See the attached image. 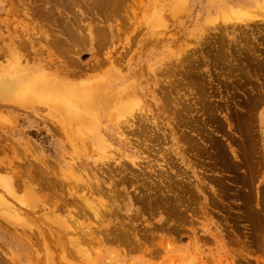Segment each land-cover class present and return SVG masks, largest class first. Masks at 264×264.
Wrapping results in <instances>:
<instances>
[{
    "label": "rangeland",
    "instance_id": "rangeland-1",
    "mask_svg": "<svg viewBox=\"0 0 264 264\" xmlns=\"http://www.w3.org/2000/svg\"><path fill=\"white\" fill-rule=\"evenodd\" d=\"M17 64L77 91L0 93V264H264V0H0Z\"/></svg>",
    "mask_w": 264,
    "mask_h": 264
},
{
    "label": "bare ground",
    "instance_id": "bare-ground-1",
    "mask_svg": "<svg viewBox=\"0 0 264 264\" xmlns=\"http://www.w3.org/2000/svg\"><path fill=\"white\" fill-rule=\"evenodd\" d=\"M101 4V3H100ZM75 20V19H74ZM117 22V21H116ZM98 32H100V31H97V33ZM96 33V34H97ZM98 36H101L102 34H97ZM97 35H95V42L96 43H94L95 44V47H96V51H99L100 49H102L103 47H104V43L106 44V38L105 37H103V35H102V38H98V36ZM21 36V35H20ZM106 36H107V34H106ZM104 38V39H103ZM83 39V38H82ZM85 40H86V38H85ZM19 41V40H18ZM20 41H21V39H20ZM24 42V41H23ZM19 43V42H18ZM17 43V44H18ZM21 43V42H20ZM19 43V44H20ZM16 44V45H17ZM22 44V43H21ZM23 46H29V45H27L26 44V42L24 43V45ZM30 47V46H29ZM16 48H18V47H16ZM22 49H21V52H22V50H23V47H21ZM111 48V47H110ZM18 49H20V48H18ZM30 49V48H29ZM28 49V50H29ZM107 49V48H106ZM112 49V48H111ZM14 51L16 50L15 48L13 49ZM25 50V49H24ZM30 51V50H29ZM17 51H15V53H16ZM11 53V52H10ZM14 53V54H15ZM24 53V52H23ZM32 53V52H31ZM17 54V53H16ZM15 54V55H16ZM18 55V54H17ZM16 55V56H17ZM105 57V56H104ZM16 58V57H15ZM22 58V57H21ZM18 59V58H17ZM20 59V58H19ZM108 60H109V58H108ZM95 61V60H94ZM97 61V60H96ZM92 62V61H91ZM98 62V61H97ZM17 63V62H16ZM19 64H20V62H19ZM49 65V64H48ZM104 65V64H103ZM17 66H18V64H17ZM20 66V65H19ZM18 66V68L16 69V70H8L7 72H5V74H2V75H0V93H1V96H2V94H4V96L6 97L5 98V100H6V102H5V104L7 103V97H8V99H9V94H13V93H15V92H20L21 91V93H22V89L23 90H25L26 92H28V93H30V94H32V96L34 95V97H36V100L35 99H32V100H35L36 102H35V104L37 103L38 104V102L40 103V102H46V103H51V102H53L54 103V99H55V102H57L58 101V97H56V95H64L65 94V92H67V94L69 95L70 93H71V91H74V90H76L74 87V89H70V88H66L67 87V85L65 86V84H61V86H60V80H58L57 78H56V76H54V77H52V75L51 76H47V75H45V74H43L42 73V75H37V73L35 72V74L33 73L32 74V72H30V71H28V70H26V68L25 67H19ZM26 66V65H25ZM101 66V65H100ZM15 68V67H14ZM54 68V67H53ZM30 69V68H29ZM31 70V69H30ZM95 70V69H94ZM77 73V72H76ZM50 75V74H49ZM62 83V82H61ZM77 91V90H76ZM80 92V91H79ZM77 93V92H76ZM15 95V94H14ZM19 94H17V96H18ZM26 95H27V93H26ZM55 95V96H54ZM77 95H79L78 93H77ZM84 95V94H83ZM29 96V95H28ZM31 96V95H30ZM29 96V97H30ZM54 96V97H53ZM13 97V96H12ZM19 97H22V96H20L19 95ZM42 97H44L42 100H41V98ZM53 97V98H52ZM56 97V98H55ZM32 98V97H31ZM83 98H84V100H85V97L83 96ZM11 99V98H10ZM13 99V98H12ZM23 99V98H22ZM30 99V98H29ZM49 99V100H48ZM51 99H53V101H51ZM61 99V98H60ZM59 99V101H58V103H60L61 102V100ZM70 100H71V98H69ZM81 99V98H80ZM17 100H21V99H17ZM66 100V99H65ZM22 101V100H21ZM24 101V100H23ZM28 101V100H27ZM76 101H78V100H76ZM76 101L75 102H71L70 101V105L71 106H73V107H75V108H79V106L77 105V103H76ZM43 102V103H44ZM67 102V101H66ZM82 102V101H81ZM86 102V101H85ZM11 103V102H10ZM64 103V102H63ZM68 103V102H67ZM17 104V103H16ZM18 104H21V103H18ZM55 104V103H54ZM86 104V103H85ZM60 106V105H59ZM81 106V105H80ZM85 106V105H84ZM58 109V108H57ZM137 126V125H136ZM147 129V128H146ZM151 129V128H150ZM145 130V129H144ZM146 131V130H145ZM140 133V132H139ZM142 136V135H141ZM145 136V135H144ZM142 138V137H141ZM2 141V140H1ZM5 142H6V140H5ZM4 145H5V143H4ZM10 147V146H9ZM1 148L3 149V147H2V145H1ZM4 148H5V146H4ZM35 148H36V146H35ZM11 152V151H10ZM37 157V156H36ZM21 158V157H20ZM41 158V157H40ZM36 160V159H35ZM37 160H39V162L40 161H42V160H40V159H38L37 158ZM47 160V159H46ZM9 161H10V159H9ZM43 161H45V159L43 160ZM22 162V161H21ZM76 162V161H75ZM78 163V162H77ZM8 164V163H7ZM38 164V163H37ZM44 165H45V167H46V163H43ZM113 164V163H112ZM11 165V164H10ZM41 165V164H40ZM43 165V166H44ZM42 166V167H43ZM118 167H119V165H118ZM47 168V167H46ZM48 169V168H47ZM13 170H14V173H19V175H21V169H20V167L18 168V169H14L13 168ZM36 170V169H35ZM38 170H40V168L38 169ZM44 170H45V168H44ZM32 171H34V169L32 170ZM26 172V171H25ZM35 173V172H34ZM41 173H44L43 171H41ZM54 173V172H53ZM118 173V172H117ZM25 174V173H24ZM28 174V173H27ZM40 174V173H39ZM45 174V173H44ZM1 175V174H0ZM18 175V177H22V176H19ZM51 175V174H50ZM52 175H54V174H52ZM62 175V174H61ZM29 176H32V175H29ZM55 176V175H54ZM26 177V176H25ZM26 178H28V179H30L29 177H26ZM25 178V179H26ZM57 178V177H56ZM19 179V178H18ZM23 177H22V179L20 178V183H21V180L22 181H26ZM35 179V178H34ZM54 179V178H53ZM0 180H2V178L0 177ZM11 180V179H10ZM8 178H6V180H4V178H3V181H1L0 182V184L2 185V183H3V185L2 186H4V188H6L7 189V191L10 193V192H12V194H13V187L15 188L16 187V184H15V181H18V180H14L13 179V181H10ZM5 181H6V183L7 184H5ZM11 182V184H10V186H9V182ZM30 181V180H29ZM33 181V180H32ZM41 181V180H40ZM58 181V180H57ZM62 181H64L63 180V178H62ZM61 181V184H65L64 182H62ZM19 182V181H18ZM18 182H17V184H18ZM31 182V181H30ZM23 183H26V182H23ZM41 183V182H40ZM94 183V182H93ZM5 184V185H4ZM60 184V183H59ZM67 184V183H66ZM74 184V183H73ZM84 184V183H83ZM87 184V183H86ZM0 185V186H1ZM52 185V184H51ZM46 186V185H45ZM84 186V185H83ZM83 186H81L80 187V191L82 190V189H84L85 187H88V184L87 185H85L84 186V188H83ZM91 186V185H90ZM39 187V186H38ZM53 187V186H52ZM71 187V186H70ZM92 187H93V185H92ZM17 188H19V187H17ZM59 188H61V187H59ZM74 187H72V189H73ZM76 188H77V186H76ZM82 188V189H81ZM95 188V187H94ZM20 189V188H19ZM22 189V188H21ZM64 189V188H63ZM67 189H68V187H67ZM91 188L89 187V190H90ZM75 190V191H74ZM77 190H78V188H77ZM76 189H73L72 190V193L73 192H76L77 191ZM54 191V190H53ZM68 191V190H67ZM79 191V192H80ZM82 191H84L85 192V190H82ZM56 192H57V190H56ZM69 192V191H68ZM67 192V193H68ZM94 192V191H93ZM14 193H16V192H14ZM59 193V192H58ZM61 194V193H60ZM66 194V193H65ZM70 194V193H69ZM82 194V193H81ZM85 194V193H84ZM87 194V193H86ZM98 194H99V192H98ZM14 196H15V194H13ZM74 195H77L76 193H74ZM93 195V194H92ZM1 196V195H0ZM37 196V195H36ZM59 196V195H58ZM71 197L73 196L72 194L70 195ZM70 196L68 195V197L70 198ZM67 197V196H66ZM76 197V196H75ZM78 197H79V195H78ZM82 196H80V198H81ZM87 197V196H86ZM6 198V197H5ZM38 198H40L39 196H38ZM41 198H43V197H41ZM98 198V197H97ZM63 199V198H62ZM66 199V198H65ZM79 199V198H78ZM83 199V201H85L84 200V198H82ZM1 200V199H0ZM3 200H5L4 198H3ZM68 200V199H67ZM75 200V199H74ZM80 200V199H79ZM72 201H73V197H72ZM10 202V201H9ZM43 202V201H42ZM46 202V201H45ZM76 203H77V201H75ZM88 202V201H87ZM86 202V203H87ZM4 202L2 201L1 202V205L3 204ZM6 203H8V202H6ZM5 203V204H6ZM62 203H64L63 201H62ZM80 204H81V202H79ZM84 203V202H83ZM5 204H3V205H5ZM55 204V203H54ZM53 204V205H54ZM60 204V203H59ZM64 204H67L66 202L64 203ZM94 204H96V203H94ZM50 205V204H49ZM52 205V206H53ZM56 206H57V204H55ZM70 205V204H69ZM68 204L66 205V206H69ZM88 205H92V204H89V202H88ZM88 205H86L84 208H85V210L87 209L86 207L88 206ZM9 206V205H8ZM60 206V205H59ZM59 206H58V209H59ZM65 206V207H66ZM63 207V206H62ZM64 207V208H65ZM89 207H91V206H89ZM96 207V206H95ZM95 207H92V208H95ZM51 208V207H50ZM69 208V207H68ZM67 208V209H68ZM98 208H99V206H98ZM10 209V208H9ZM9 209L7 210V211H9ZM76 209V208H75ZM11 210V209H10ZM64 210V209H63ZM71 210H73V209H71ZM89 210V209H88ZM93 210V209H92ZM43 211V210H42ZM49 211V210H48ZM97 211V210H96ZM95 211V212H96ZM4 212H5V210H4ZM65 212V211H64ZM82 212V211H81ZM100 212V211H99ZM99 212L97 211V213H98V215H99ZM1 213H3V211L2 212H0V214ZM6 214L7 213H9V214H11L10 212H5ZM4 213V214H5ZM94 213V212H93ZM13 214V213H12ZM12 214H11V217H14V216H12ZM81 214H83V212L81 213ZM87 214H89V213H87ZM86 214V215H87ZM96 213H94V215H95ZM28 215V214H27ZM56 215V214H55ZM102 214H100V216H101ZM5 215H3V217H4ZM10 216V215H9ZM8 216V217H9ZM53 216V215H52ZM0 217H1V215H0ZM32 217V216H31ZM87 217V216H86ZM104 217V216H103ZM2 219H4V218H2ZM7 219V218H6ZM10 219V218H9ZM84 219V218H83ZM100 219V218H99ZM1 220V219H0ZM41 221V220H40ZM57 221V220H56ZM59 221V220H58ZM70 221V220H69ZM69 221H67V222H69ZM88 221V220H87ZM101 221V220H100ZM105 221V220H104ZM65 222V221H64ZM35 223V222H34ZM60 223V222H59ZM75 223V222H74ZM73 223V224H74ZM83 223V222H82ZM100 223V222H99ZM76 224V223H75ZM22 225V224H21ZM67 225H69V224H67ZM84 225H86V224H84ZM18 226V225H17ZM66 226V225H65ZM74 226V225H73ZM83 226V225H82ZM72 227V226H71ZM98 228V227H97ZM65 229V228H64ZM78 229V228H77ZM73 230V229H72ZM38 231V230H37ZM45 231V230H44ZM89 231V230H88ZM101 231V230H100ZM105 231V230H104ZM40 232V231H39ZM87 232V231H86ZM19 233V232H18ZM75 233V232H74ZM128 235V234H127ZM59 236V235H58ZM67 236V235H66ZM97 236V235H96ZM74 237H76V235L74 236ZM98 237V236H97ZM96 237V238H97ZM54 238V237H53ZM127 238L128 237H126V240H127ZM60 239H62V238H60ZM120 239V238H119ZM64 240V239H63ZM71 240V239H70ZM76 240V239H75ZM64 242V241H63ZM121 242H122V240H121ZM65 243V242H64ZM131 243V242H130ZM79 244V243H78ZM64 245V244H63ZM84 246V245H83ZM50 248V247H49ZM61 249V248H60ZM79 249V248H78ZM48 250V249H47ZM52 250V249H51ZM49 251V250H48ZM37 253H35V255H36ZM40 254H41V252H40ZM52 255V254H51ZM38 256V255H37ZM54 256V255H53ZM62 256V255H61ZM64 256V255H63ZM47 258V257H46ZM51 259V258H50ZM190 259V258H189ZM48 261V260H47ZM54 261V260H53ZM195 261V260H194ZM231 263V262H230ZM190 264V263H189ZM231 264H233V263H231Z\"/></svg>",
    "mask_w": 264,
    "mask_h": 264
}]
</instances>
